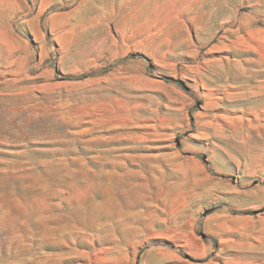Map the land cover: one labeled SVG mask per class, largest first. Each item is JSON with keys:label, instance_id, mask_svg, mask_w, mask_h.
<instances>
[{"label": "rangeland", "instance_id": "obj_1", "mask_svg": "<svg viewBox=\"0 0 264 264\" xmlns=\"http://www.w3.org/2000/svg\"><path fill=\"white\" fill-rule=\"evenodd\" d=\"M0 264H264V0H0Z\"/></svg>", "mask_w": 264, "mask_h": 264}]
</instances>
